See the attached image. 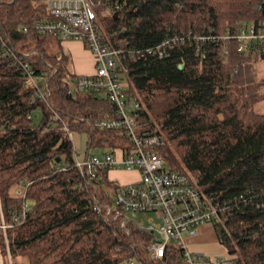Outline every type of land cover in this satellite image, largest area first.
<instances>
[{
    "label": "trees",
    "instance_id": "obj_1",
    "mask_svg": "<svg viewBox=\"0 0 264 264\" xmlns=\"http://www.w3.org/2000/svg\"><path fill=\"white\" fill-rule=\"evenodd\" d=\"M36 2L16 0L3 10L16 49L37 51L35 76L47 80L50 94L47 101L35 98L21 70L0 58V222L7 224L9 250L8 258L0 228V263L177 262V249L167 262L147 258L149 231L131 222L122 227L121 217L106 219L103 210L93 208L96 196L101 204L110 203L117 184L106 168L97 169L92 180L82 177L63 126L88 131L89 152L128 146V140L123 130L90 133L87 120L113 117L115 106L105 95L68 92L75 73L57 36L17 30ZM263 2L126 0L112 16L98 18L103 42L135 55L125 58L124 86L140 102L137 123L150 130L156 123L163 139L157 150L166 165L194 175L202 193L225 206L224 226L213 228L238 264H264V112L256 110L264 99V77H258L251 56L262 48L242 52L218 41L202 45V56L194 45L178 42L161 58L146 49L187 30L235 29L261 18ZM21 185L23 195H17L14 189Z\"/></svg>",
    "mask_w": 264,
    "mask_h": 264
},
{
    "label": "built area",
    "instance_id": "obj_2",
    "mask_svg": "<svg viewBox=\"0 0 264 264\" xmlns=\"http://www.w3.org/2000/svg\"><path fill=\"white\" fill-rule=\"evenodd\" d=\"M16 0H0V58L9 60L17 66L31 85L35 98L47 101L50 94L45 80L40 82L35 76L37 54L35 49L18 51L4 28V8ZM126 3V0H37L35 10L20 17L17 30L21 33L52 34L60 41L77 40L91 53L93 71L89 74L74 75L68 92L88 91L105 95L115 106L113 117L88 121L90 133L94 128L123 130L128 146L117 145L101 154L87 151L88 131H74L63 126L72 143L73 162L82 177L92 180L99 168L137 170L138 178L116 183L111 193V202L100 203L96 196L93 208L103 210L106 219L121 217L120 225L131 222L138 229L151 233L146 244V256L151 260L167 262L169 255L178 250L177 262L182 264H238L233 255L208 256L204 252L188 247L183 235H195L197 227L204 224L224 226L225 206L204 195L198 185V179L189 172L170 169L157 148L163 139L156 129H146L137 123L136 115L140 102L126 93L121 75L126 74L125 58L132 52L112 47L103 42L98 21L99 16L110 17ZM264 10V2L258 5ZM218 41L231 42L238 51H250L264 46V13L257 20L238 25L235 29H226L215 34L210 31L194 33L187 30L181 34L162 38L157 44L147 48V52L161 58L167 56L175 43L194 45L204 56L202 45ZM223 47V52H228ZM180 66L183 65L181 61ZM33 101V99L31 100ZM127 107L129 110H127ZM58 119L55 113L53 120ZM82 137L84 142L82 143ZM65 168V167H62ZM95 194L99 187L93 183ZM17 195H23V186L14 189ZM110 195V193H106ZM28 208L25 207V212ZM128 212L150 214L145 224L142 220L132 222L126 216ZM156 218V220H154ZM16 219V217H14ZM7 224L2 220L0 228L5 235ZM7 256L8 242L5 236ZM1 260V255H0ZM173 263V264H175ZM1 264V263H0ZM129 264H135L130 260Z\"/></svg>",
    "mask_w": 264,
    "mask_h": 264
},
{
    "label": "rangeland",
    "instance_id": "obj_3",
    "mask_svg": "<svg viewBox=\"0 0 264 264\" xmlns=\"http://www.w3.org/2000/svg\"><path fill=\"white\" fill-rule=\"evenodd\" d=\"M264 54V46L262 48V52L254 53L251 56H253V62L256 66V72L258 77H264V57H261V54ZM83 58L88 62V66L90 65V61H88V54L87 52L81 54ZM71 65V64H70ZM72 66V65H71ZM121 80L123 84L125 83V75H121ZM74 91V90H73ZM143 107V105H142ZM127 110L129 108L127 107ZM256 110L258 112L263 113L264 112V99H261L259 103L256 105ZM36 121L39 120V116L35 118ZM151 129L158 130V126L155 124L152 125ZM78 131V130H74ZM84 142V137H82V143ZM103 150L101 148H95L93 150H90V153L93 154H101ZM111 176L119 178V181H129L134 178V175L132 173H124V172H114L111 173ZM150 214H139V213H133L128 212L126 216L131 220L132 222L142 220L145 224L148 222L147 217ZM156 220V218H154ZM4 239L6 234L4 235ZM184 241L187 243L188 247L194 250H198L201 252H204L208 256L213 255H226L227 249L226 247L218 242L215 236L214 228L212 224H204L197 227V232L195 235H183ZM7 238V237H6ZM6 249V245H5ZM7 253V250H6ZM8 257V256H7ZM120 264H129L128 261H124ZM173 264V263H172ZM175 264H182L181 262L175 263Z\"/></svg>",
    "mask_w": 264,
    "mask_h": 264
},
{
    "label": "crops",
    "instance_id": "obj_4",
    "mask_svg": "<svg viewBox=\"0 0 264 264\" xmlns=\"http://www.w3.org/2000/svg\"><path fill=\"white\" fill-rule=\"evenodd\" d=\"M63 50L68 54L70 59V67L71 70L76 74H89L93 71V59L91 53L84 47L82 42L77 40H64L61 42ZM87 52L88 54V61H90V65L88 66V62L85 58L82 57L81 54ZM114 172H124V173H132L134 178L129 180L133 181L138 178V171L137 170H124V169H110L107 172L108 179L116 182V183H125L129 181H119V178L111 176V173Z\"/></svg>",
    "mask_w": 264,
    "mask_h": 264
},
{
    "label": "water",
    "instance_id": "obj_5",
    "mask_svg": "<svg viewBox=\"0 0 264 264\" xmlns=\"http://www.w3.org/2000/svg\"><path fill=\"white\" fill-rule=\"evenodd\" d=\"M261 57H264V54H261ZM179 67H180V65H179Z\"/></svg>",
    "mask_w": 264,
    "mask_h": 264
},
{
    "label": "bare ground",
    "instance_id": "obj_6",
    "mask_svg": "<svg viewBox=\"0 0 264 264\" xmlns=\"http://www.w3.org/2000/svg\"><path fill=\"white\" fill-rule=\"evenodd\" d=\"M127 142V141H126ZM101 195V194H100ZM19 216H21V215H19ZM19 218V217H18ZM104 218V217H103Z\"/></svg>",
    "mask_w": 264,
    "mask_h": 264
}]
</instances>
